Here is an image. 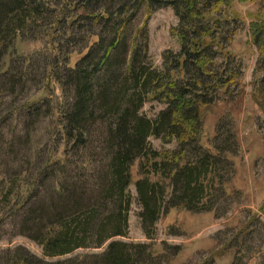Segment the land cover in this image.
<instances>
[{"label": "trees", "instance_id": "obj_1", "mask_svg": "<svg viewBox=\"0 0 264 264\" xmlns=\"http://www.w3.org/2000/svg\"><path fill=\"white\" fill-rule=\"evenodd\" d=\"M239 1L246 0H65V9L60 10L55 0H0V61L10 41L18 35L24 38L26 29L49 20L46 15L54 17L60 12L70 16L66 27L69 43L78 38V32L84 35L76 43L81 56L75 66L67 61V75L62 79L54 70L63 92L73 95L61 124L67 141L65 157L47 164V168L59 167L58 195L50 206L43 203L27 209L21 234L39 241L45 255L52 258L108 244L100 255L56 262L40 259L23 248L8 249L0 254L2 264L9 254L12 264L167 263L171 257L166 253L158 257L151 245L115 240L128 235L132 169L138 161L135 187L149 238L154 237L158 221L172 209L179 214L214 212L217 218L226 214V201L240 198L239 191L229 187L237 157L234 135L229 129L217 128L212 143L205 142L204 112L212 106L211 98L219 97L217 92L228 96L230 85L236 83L234 73L227 76L229 69L213 62L210 53L223 47L225 39L215 36H223L225 27L236 21L229 8L228 13L224 8H234ZM258 3L263 12L259 17L264 20V2ZM165 5L174 7L179 17L174 33H178L182 48L174 57L167 55L162 72L148 61V18L141 25L138 17L142 10L150 15ZM61 47L63 44L56 48L61 51ZM24 62L28 64L27 59ZM209 65L218 66L219 72L213 75ZM2 68L0 92L4 85L14 94L24 86L26 66L16 74ZM211 88L216 97L209 96ZM147 101L166 102L168 107L151 119L142 113ZM258 101L264 110V95ZM151 136L167 142L177 139L179 149L156 150ZM79 155L83 160L78 182L83 186L68 184L64 173L65 168L70 172L69 167L77 165ZM20 176L13 172L12 182ZM93 179L96 182L91 184ZM35 186L36 182L32 189L27 186L28 193L23 187L16 212L30 204ZM12 194L10 190L7 198ZM174 249L180 252V246Z\"/></svg>", "mask_w": 264, "mask_h": 264}, {"label": "rangeland", "instance_id": "obj_2", "mask_svg": "<svg viewBox=\"0 0 264 264\" xmlns=\"http://www.w3.org/2000/svg\"><path fill=\"white\" fill-rule=\"evenodd\" d=\"M55 1L60 10L65 9V0ZM262 1H239L234 8H224L227 13L229 8L231 19L236 21L225 27L223 36H215L225 39L223 47H217L210 53V59L215 58L213 62L229 69L227 76L234 73L236 83L230 85L228 96L217 92L219 97L211 98L214 99L213 104L204 112V140L212 143L217 128L229 129L231 136L234 135L237 157L229 174L232 178L229 187L239 191L240 198L226 201L227 212L219 218L214 212L179 214L172 209L169 215L158 221L154 237L149 238L140 217L142 206L135 187L139 179L138 161L132 169L128 235L115 240L151 245L158 257L165 253L171 257L165 264H210L213 261L214 264H264V202L258 210L252 208V204L260 203L264 197V110L257 103L264 95V20L259 17L263 12L258 3ZM59 13L56 12L54 17L46 15L49 20L26 29L24 38L20 35L14 37L0 61L3 71L9 69L12 74L25 70L24 65L27 69L22 81L24 86L10 94L11 89L2 85L3 92H0V219L5 217L3 222L0 221V254L8 249L23 248L49 262L100 255L108 245L79 249L71 255L52 258L45 255L39 241L22 235L20 230L22 216L28 208L43 203L50 206L58 195L55 182L58 175L61 179L60 174L57 175L59 167L47 168V164L51 160L62 161L67 150L61 124L63 112L73 102V95L63 92L55 74L57 72L60 79L67 75V61L69 66H75L81 56L78 52L80 44L76 46V43L83 34L78 32V38L69 43L66 27L70 26L71 19ZM146 18L148 61L155 69L165 72L167 55L171 53L174 57L182 48L178 33H174L179 17L174 7L165 5L150 15L142 10L138 23L142 25ZM85 33L88 34L87 31ZM62 44L59 51L56 47ZM68 53H71L70 57ZM209 68L213 69V75L219 72L218 66L209 65ZM214 86L216 89V84ZM213 91L211 88L210 97H216ZM37 107L41 109L35 112ZM167 107L166 102L147 101L142 113L155 119ZM226 134L223 135L224 140ZM149 139L161 152L179 149L177 139L173 142L155 136ZM80 157L75 167H69L70 172L64 169L68 184L83 186L78 182L83 155ZM13 172L21 173L15 183L12 182ZM35 182L30 204L16 212L23 187V192H26V187L31 188ZM95 182L94 179L90 181L91 184ZM91 184L88 187L92 188ZM10 190L13 194L7 198ZM248 226L250 229L247 230ZM175 246H180V252L174 249ZM12 257L10 254L7 256L6 264H12Z\"/></svg>", "mask_w": 264, "mask_h": 264}, {"label": "crops", "instance_id": "obj_3", "mask_svg": "<svg viewBox=\"0 0 264 264\" xmlns=\"http://www.w3.org/2000/svg\"><path fill=\"white\" fill-rule=\"evenodd\" d=\"M263 202H264V197H262L260 203H256V205L252 204V208H253L254 210H258L259 206H261V205L263 204ZM255 206H256V207H255ZM258 212H259V211H258Z\"/></svg>", "mask_w": 264, "mask_h": 264}]
</instances>
